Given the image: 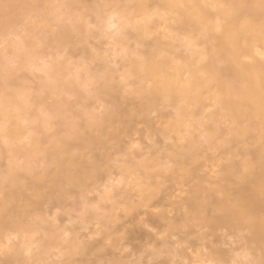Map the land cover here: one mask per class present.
<instances>
[{
    "label": "clouds",
    "instance_id": "9594fccd",
    "mask_svg": "<svg viewBox=\"0 0 264 264\" xmlns=\"http://www.w3.org/2000/svg\"><path fill=\"white\" fill-rule=\"evenodd\" d=\"M0 264H264V0H0Z\"/></svg>",
    "mask_w": 264,
    "mask_h": 264
}]
</instances>
